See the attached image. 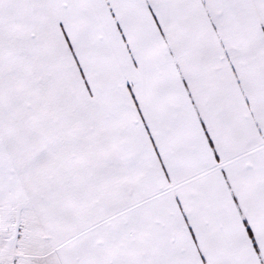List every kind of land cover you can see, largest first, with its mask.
Masks as SVG:
<instances>
[{
    "label": "snow or ice",
    "instance_id": "6c2138e0",
    "mask_svg": "<svg viewBox=\"0 0 264 264\" xmlns=\"http://www.w3.org/2000/svg\"><path fill=\"white\" fill-rule=\"evenodd\" d=\"M0 264H264V0H0Z\"/></svg>",
    "mask_w": 264,
    "mask_h": 264
}]
</instances>
